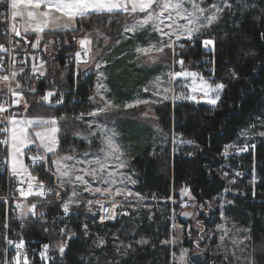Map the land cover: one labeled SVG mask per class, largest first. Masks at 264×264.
Wrapping results in <instances>:
<instances>
[{
	"label": "trees",
	"instance_id": "trees-1",
	"mask_svg": "<svg viewBox=\"0 0 264 264\" xmlns=\"http://www.w3.org/2000/svg\"><path fill=\"white\" fill-rule=\"evenodd\" d=\"M246 3L247 8L232 10L233 14L227 20V27L209 32L218 40L226 39L227 43L218 44L215 53L206 55L202 50L200 52L199 46L190 51V57L197 69L201 68L204 77L213 78L212 84H226L218 105L209 108L204 105L177 103L173 106L163 104L156 109L155 119L158 127L167 135L176 137L181 144L171 150L168 141L162 149L157 148L153 153L144 150L132 160V167L139 180L135 191L145 199L139 205L136 204L134 210L125 209L124 212L129 215L123 216L115 224L101 223L96 217L86 218L84 224L88 225V235H83L80 231L82 222L77 219L66 226H53L54 230L50 233L52 226L50 223H42L40 214L44 212L50 221L54 216L57 218L59 204L55 195L45 202L37 203V216L24 220H18L16 215L12 216L7 229L3 227L6 217L0 204V264H4V260L9 257L4 249L5 235L12 240L17 238L24 241L21 254L27 255L29 264H107L109 261H119L120 264H170L171 251L167 243L163 242L170 238L169 218L176 209V204H171L169 200L178 199L179 192L185 189L188 190V195L190 193L193 202L200 207L205 205V210L217 199H221L225 190L229 189V196L224 199L233 203L224 211L223 219L237 229L250 228L251 232L245 235H250L251 239L245 240L239 249L223 248L219 244V238L206 242L205 237H198L197 228L200 227H197L196 223L178 219L183 226V248L196 253L201 247L197 245L206 243L207 251L212 254L209 256L210 264H247L245 257L251 256L253 252L256 264H264V143L262 137L254 135L264 131V126L257 120L258 116L264 117V22L258 19L264 17V0H247ZM94 18L97 16L86 20L92 25ZM233 21L235 27L232 26ZM82 27L79 23V30L66 33L70 46L72 42L69 38L76 34L75 32H80ZM225 33L228 34L227 37ZM44 36L58 40L61 33H47L43 34ZM58 48L54 45L56 59L46 65L43 80L52 77L62 90L68 91L65 96L66 106L58 108L53 99H49L47 103L42 99V94L25 95L21 107L25 108L26 101L27 117H58L63 109L68 107V103L72 102L74 107H77L78 101H85L89 96L92 85L88 84V79L79 76V82L76 81L74 88L72 70L61 59L65 52L74 51V46ZM206 58H209L210 62H207ZM65 66L71 70L67 83L62 82L60 72ZM230 69L239 72L238 80L232 78ZM32 82L31 76L30 86H33ZM35 87L39 90L44 88L40 84ZM253 124L256 127L247 135H242ZM81 127L82 125L74 120L57 123L59 131L56 154L64 155L70 152L77 143L73 137L76 133L74 131L80 130ZM188 140L194 143L181 142ZM245 144H255L256 148L250 149L248 153L235 155L238 148ZM233 145L236 146L235 149L231 147ZM226 148L231 150L230 155L225 156ZM225 172L227 177L223 175ZM237 172L241 175L236 176ZM38 176L43 179L42 175ZM44 177L48 179V176ZM253 179L255 184L252 187ZM233 180L235 183H231ZM239 191L245 193L244 197H240ZM214 212L216 215V211ZM210 225L211 223H208L206 227ZM62 227L69 233H76L68 242L63 256L58 248L54 247L65 239L59 231ZM114 236H119L124 245L133 243L136 251L129 252L127 256L117 253L115 245L119 241L114 243ZM98 237H104L106 241L102 248L94 244ZM142 237L149 243L136 245L134 241ZM44 244L50 245L46 261H42L40 256ZM225 252L229 255V261L223 258ZM233 252L239 260L231 257ZM199 259L201 261V258ZM199 259H196V264H200Z\"/></svg>",
	"mask_w": 264,
	"mask_h": 264
},
{
	"label": "snow or ice",
	"instance_id": "snow-or-ice-1",
	"mask_svg": "<svg viewBox=\"0 0 264 264\" xmlns=\"http://www.w3.org/2000/svg\"><path fill=\"white\" fill-rule=\"evenodd\" d=\"M10 3L11 9V19L16 20L17 17H24L26 15L27 22L26 27L24 28L25 35L22 37L27 41L28 33H37L35 37V43L32 44V47H39L41 39L43 38L40 34L45 33L46 30L56 31L61 28L77 31L76 25L80 23L83 25L84 19H91L93 16L102 17L116 14H127L129 16H133L135 18V22L131 25H125L124 32H131L135 34L137 31L141 29H150L151 32L158 34V39L156 43H152L149 41L146 47L137 46L135 48V52L138 54L137 58L140 56L146 57L145 62L156 63L159 59L158 54H162L165 52V49H170L172 53V58L174 63L181 65L180 71H172L167 74V81H163L161 77L157 76L153 82H150L149 86H145L143 88L144 92L151 91L153 96H161L163 99H174V100H194L197 103L200 101L197 100L194 95H185L184 93L176 94L174 88L171 86L173 81L177 78H197L199 74L197 72H191L183 68L185 63L184 59L179 58L176 59L180 54L176 52L177 43L181 40L185 42H196L199 41L202 47L210 52L215 53L218 44L227 43L226 39L218 40L215 36L209 35L210 31H217L221 27H227V20L232 16V9L234 7L231 0H213L211 3H207L205 5V0H0V5H5L6 7ZM248 5L242 4L241 7H247ZM255 7L254 5H252ZM264 22V17H258ZM5 20H7V16H5ZM61 21H64L61 23ZM183 21V23H181ZM233 27H235V21H233ZM11 32L15 34V36H21V32L19 29L13 25L11 27ZM227 33H225V37H227ZM174 37V39H173ZM207 37V38H205ZM167 38V41H165ZM11 43V40L8 41ZM90 41L87 39H82L80 41L81 46H85L89 44ZM119 43V41H117ZM179 47L181 50L185 48L184 43H180ZM8 49L5 48L3 43H0V52H7ZM153 53L157 55H153ZM77 59L80 57V53H76ZM15 62V61H13ZM0 67H2V59H0ZM97 68L100 67V64L96 65ZM35 70V66H34ZM262 70H264V65H262ZM230 75L233 79H239L240 74L235 69H230ZM43 73H41L42 75ZM17 73L12 71L10 75L0 76V81H9V79H15ZM100 76H103V73H100ZM200 91H203L205 95H208L209 92H214L215 96L212 99L207 100V103L212 106H217L218 102L221 101V93L227 87L224 83H215V85H211L208 81L204 80L203 77H200ZM167 83L168 87L161 88V85ZM251 83V81H249ZM16 88H20L21 85L17 82ZM101 89L104 93L110 91V89L100 81V78H97V88L95 96H99L100 100L104 102L103 107H98L95 111H91L88 113H80L79 116L75 117L76 120H83L85 115L90 117H97L100 114L109 113L112 108L118 107L117 105L112 104L111 100H109L105 95L102 94ZM13 97H18V99H14L12 101L13 105H19L21 100H23V94L15 89L10 88ZM31 91H35V89H31ZM197 91L195 85L192 87V92ZM169 94H172L171 96ZM54 95L53 92L46 93L42 99L48 100L49 97ZM94 97H90V99H95ZM62 102V101H58ZM157 101L150 100H142L137 99L135 104H127L125 107H134L137 105H149L152 103H156ZM8 107H11L9 105ZM25 108H27V102L25 101ZM8 111V108L0 103V114ZM147 116L148 113H145ZM61 119H64L61 117ZM257 120L260 122L261 126H264V117H257ZM0 123H5L4 121H0ZM20 123L23 125L19 130H17V124ZM34 124L38 125H51L50 131L41 132L36 131L34 136L36 139L40 141L37 145V148L43 149V154H37L31 156L33 165L39 164L43 167L46 163H48V153H55L58 146V140L55 137V133L59 131L55 125L57 124V120L55 118L44 119H29L26 121H18L16 119L15 114H11L6 118V126L0 128V132L8 133L6 138L0 139V145H4L7 150V156L0 160V163L4 164L6 167L10 166L11 175L13 177L21 178L19 179V184L23 185L27 182V189L24 187H18L16 190L19 192L21 197H28L32 195H37L40 197H47L49 194L55 195L57 197L61 196V192L54 190L52 188H46L42 181H39L34 185L33 181H37V177L32 175L29 171V166L24 163L21 159L25 155L24 149L28 148L29 144H35L36 141L33 139H29L28 129L31 128ZM10 126V127H9ZM89 129H92L93 125L91 122H88ZM256 125L253 124L246 129L242 135H247L248 132L255 128ZM99 131L102 134L104 148L101 149L103 153L102 156H96L94 159H77L75 156L65 155L58 160L51 161V163L55 164L57 180H58V188H65L66 186H71L72 192L71 196H69L66 200L61 203L62 211L64 216H68L70 214V209L73 205L79 206L80 201L74 199L78 197L80 193L76 190L77 185L82 187V190L85 192H89L91 195H104L110 196L113 198L116 196H123L125 198V202L128 203L129 207H133L132 203L127 200L128 197H133L136 200V203L139 205L141 201L145 199V197L141 196L138 192H133L126 187H115L113 185L128 184L134 185L136 181L132 179L130 175H127L123 172H119V169L130 168V161L125 158L126 153L122 145L118 143L116 140L117 133L112 129H105L104 125L99 126ZM159 131V129H158ZM110 133V134H109ZM77 136H83L82 133H75ZM89 135H96L95 131H90ZM254 135H258L260 137H264V131H259L254 133ZM182 143L186 142L189 144L194 143V141H181ZM235 148L236 146H231ZM255 144H245L243 147H239L238 151L247 152L249 149L255 150ZM89 154L87 152L83 153V156L87 157ZM225 155H228V149H225ZM75 161L76 164H85L88 167L85 168H76L75 164L69 166L64 164L61 167V161ZM116 161V169L117 170H109V162ZM122 177L117 180V176ZM225 177H227V173H223ZM241 173L237 172L236 176H240ZM85 177H90L92 182L99 181L101 184L109 185V187H92V183ZM255 181L253 180V183ZM231 183H235V181H231ZM226 189L225 191H228ZM186 193L187 189L184 190ZM190 195V193H189ZM255 195V192H253ZM0 200H4L7 202L5 198H0ZM87 205L97 204L100 209L106 214L100 217V222L103 223L106 219L111 220L115 219L118 215H129L128 212L119 213L116 211L118 207H122L123 205L119 202H112L111 207H104V202L97 200H87ZM228 204L233 203L232 201H227ZM205 205H201L203 208ZM223 207V204L220 205ZM17 207L20 208L21 205L17 204ZM36 204H31L27 211L22 212V216H27L28 213H31L33 216L36 215ZM91 211V207L88 208ZM184 215H192L191 213H183ZM41 216L43 213L40 214ZM223 217V213L221 214ZM151 218V217H149ZM199 223V222H198ZM4 228L8 227L7 223H4ZM175 228V225H173ZM83 235H88V225H83ZM61 234L65 236V239L62 242H58L54 247L58 248L61 256L64 255L66 248L68 247V242L76 236L75 232L69 233L66 228L59 229ZM237 231H243L244 233H250V228L238 229ZM228 235V230L221 235L220 239L223 242L225 237ZM7 241L8 245H13L17 250L16 256L12 260H4V264H21V252L20 249L24 247V241L20 240L19 242H15L5 235L3 237ZM250 235H245L244 240L236 241L233 240L232 244L239 248L240 244H243L245 240H250ZM119 241L118 244L115 245V251L120 253L122 256L129 255V252H135L136 249L133 247V243H129L127 245L123 244V241H120L119 236H114V243ZM136 245H147L149 241L145 238H141L139 240L134 241ZM163 243H175V240L172 241H164ZM97 247L102 248L106 245V241L104 237H98L97 240L94 241ZM199 246V245H197ZM50 245L44 244L43 251L40 253L41 258L47 259V253ZM243 251V249L241 250ZM187 252H183L179 257L181 264H185V256ZM173 255H175L173 253ZM232 258L239 260L240 258L236 256L235 252L232 254ZM224 260L229 261V255L227 252L224 254ZM247 260V264H256L255 252L251 256L245 257ZM23 264H29L27 255L22 256ZM107 264H120L119 261H109Z\"/></svg>",
	"mask_w": 264,
	"mask_h": 264
},
{
	"label": "rangeland",
	"instance_id": "rangeland-1",
	"mask_svg": "<svg viewBox=\"0 0 264 264\" xmlns=\"http://www.w3.org/2000/svg\"><path fill=\"white\" fill-rule=\"evenodd\" d=\"M211 2H213V0H205L204 6H207V3H211ZM231 2L234 5L232 9L233 11H238L241 8H247V7H241L242 4L248 5V3H246L247 0H231ZM26 22H27L26 15L24 17H17L16 20H13L14 25L17 24L19 25V27L22 24H26ZM63 22L64 21H61V23ZM134 22H135V18L133 16H129L123 13H121V15L118 17L112 15L111 17L102 16V17H97L96 19L94 18L92 25H90V23H88L87 20L84 19L83 27L80 28V32L79 31L75 32L76 33L74 34L75 36L69 38L75 40L76 43H80L82 39H87L90 41L89 44L85 45L86 50L90 56V63L87 65V67L80 66L76 68L77 72H74L73 69L71 70H72V74L77 77L76 81L78 80L79 76H82L88 79V84L92 85V89L89 91L90 92L89 96L85 99V101H78L77 107H74L75 104L71 105L68 103V107L63 109V112L60 116L51 117V118H55L57 120V123L58 122L65 123L74 120L82 125L80 130H75L74 132L82 133L83 136H77L75 135V133L73 134V137L77 143L74 144L70 152L64 155H58L56 154V152L48 153L47 154L48 163H46L43 167H41L39 164L33 165L30 157L37 154H43V149L37 148V145L40 143V141L35 138L34 133L36 131H41V132L50 131V128L52 126L34 124L31 128L28 129L29 139L35 140L36 143L29 144L28 148L24 149L25 155L21 157V159L24 161L26 165L29 166V171L32 173V175L37 177V181H33L34 188L39 181H42L46 186V188H52L54 190L61 192L60 197L55 196L58 198L56 199V201H58L59 204V215L57 216V218L54 216V219L48 222L52 226V229L49 230L50 233H52L54 230L53 226H56V228L58 225L66 226L67 224H70L74 219H77L78 222H82V224H80V231L83 233L84 232L83 225L85 223L86 218L96 217L99 219V216L100 214H103V211L95 203L90 206L87 205L86 203L87 200L99 199L104 202V207L111 205L109 201L119 202L120 204L123 205L122 207H118L116 209V211L119 213H123L125 209L134 210L137 204L136 200L133 197L127 198L128 201L133 203V207H129L128 203L125 202V198L123 196H116L113 200V198L110 196H104L100 194L91 195L89 192L83 191L80 185H77L76 190L80 193V195L78 197H75L74 199L79 200L80 204L79 206L73 205L70 209V214L68 216H64L61 203L64 200H66L69 196H71L72 189L71 186H66L63 189L57 187L58 185V180H57L58 174L56 173L57 166L51 163V161L58 160L59 158L65 155L75 156L77 159H89V160L94 159L98 155L102 156L103 153L101 152V149L104 148V143H103L102 134L99 131V126L104 125L106 130L112 129L116 131L117 133L116 140L120 145L123 146L126 153L125 158L130 161V168L119 169L118 171L130 175L132 179L136 181L134 185L125 182V184L117 183L112 187L113 188L126 187L131 191L136 192L135 189L138 187L139 180L137 173L132 167L131 164L132 160L144 150H148L150 153H153L157 148L162 149L164 146H166L168 141L171 150H175V148L177 146H180L181 144L176 137H174L173 135H167L158 127L155 119L156 109L163 104H169L170 106H173L177 103H191L194 105H204L209 108L215 107L207 103V100L214 98L215 93L209 92L208 95H205L203 91L199 90L201 84L200 77L177 78L175 81H173L171 85L174 88L176 94L183 93L184 88L187 87L188 93L185 95L196 96L197 100L200 101L199 103H197L194 100H185V99L174 100L169 98L165 100L161 96H153L151 91L149 92L143 91V88L145 86H149L150 82H153L157 76L161 77L163 81H167L168 79L167 74L172 71H180V69H178V66L181 65L174 63L170 49H165L164 53L158 54L159 59L156 63H152L150 61L146 63L145 62L146 57L144 56H140L138 59L137 58L138 54L135 52V48L137 46L146 47L150 40L152 43H156L158 39V34L151 32L150 29H141L137 31L135 34L131 32L125 33L124 32L125 25H131ZM181 23H183V21H181ZM78 24L79 23H77L76 27H78ZM46 31L48 32L49 30ZM49 32H52L54 34L62 32L60 40L63 41V47H65L69 44L66 33L73 31L61 28L59 30L49 31ZM44 39L45 42L42 45H40L38 49L43 53H45V55H47L48 57L52 56L53 51H55L56 53V50L54 49L55 39L49 36H44L41 40ZM117 41H119V43H117ZM165 41L168 42L167 38H165ZM181 41L185 43V49H183L182 52H178L176 50V52L180 54L179 56L176 57V59H179L182 56V58L185 61L183 65L184 69L191 72H201V68L197 69V65L190 57L191 56L190 51L199 46L200 52L202 50V53H204L205 55L210 54L211 52L205 50L199 41L196 42H185L184 40ZM153 55H157V54L153 53ZM97 64H100L99 68L96 67ZM70 68H67V66H65L64 69H60V72L63 77L62 78L63 83H67L68 80L70 79L69 77V75L71 74ZM100 73H103V76H100ZM98 77L100 78V81L110 89V91L107 93H104L103 90L101 89L102 94L105 95L109 100H111L112 104L117 105L118 107L112 108V110L109 113H107V115L103 113L97 117H90L85 115L83 120H76L75 117L79 116L80 113H88L91 111H95L98 107L104 106V102L100 100V97L95 96ZM71 78L74 80L73 76ZM203 79L208 81L209 84L213 86L215 85L211 83L213 78L204 77ZM77 82H79V80ZM194 85L197 88V91L192 92V87ZM163 87H168L167 83L162 84L161 88ZM169 95L171 96L172 94ZM94 96H95L94 100L90 99V97H94ZM137 99L157 101V102L149 105L141 104L134 107H125V105L127 104H135V101ZM44 101L47 102L46 100ZM145 113H148V115L146 116ZM1 116L2 114H0V121H2ZM61 117H63L64 119H61ZM51 118H45V119H51ZM16 119L18 121H26L29 119H37V118L27 117L26 109L22 107L20 109V115L17 116ZM88 122L92 123L93 125L92 129H89ZM1 124L3 123H0V125ZM55 126L57 127V124ZM65 126L67 127L69 125H65ZM21 127H23V125L18 123L17 130H19ZM90 131H95L96 135H89ZM54 135L57 139V133H55ZM262 140L264 143V137H262ZM85 152L89 154L87 157L83 156V153ZM236 152H237L236 155H238L241 153H248L249 151L240 152L237 150ZM230 153L231 150L228 151V155H230ZM5 156H7V150ZM64 164H67L69 166L75 164L76 168L88 167L85 164H76L74 160L61 161V167H63ZM116 164H117L116 161H110L109 170H117ZM8 167H9V174L15 180L17 188L22 186L25 189H27V182H25L23 185H20L19 179L21 178L13 177L11 175L10 166ZM38 174L42 175L43 179L40 178ZM43 174L45 176H48V179H46ZM121 178L122 177H120L119 175L116 177L117 180ZM85 179H88L90 183H92L93 188L109 187V185L101 184L99 181L92 182L90 177H85ZM254 184L255 182L253 183L252 181V187L254 186ZM231 195L235 196L236 194L231 193ZM226 196H229V192L227 191L222 195L221 199H217L212 205H209L208 210H205L200 206H198L195 203V201L193 202V200H191L192 198L188 195V192L186 193L184 190H181V192H179L178 199L175 200L171 198L169 200L170 203L173 205L174 204L177 205V203H180L184 200L192 201L194 203L192 207L184 211H178L177 209H175L174 211H172V214L169 218L170 238L168 239V241L175 240V243H167V246L171 251L170 264H181L179 257L183 252H185V250L187 252L185 256V264H196L197 263L196 259L198 260L199 258H201V261L199 259L200 264H210L209 256H212L211 252L207 251V247H206L207 245L205 246L206 243L204 242L202 245L199 244V246L201 247L200 249H197L196 253H194V251H190L189 249L183 248L182 234H181V231L183 230V226L180 224L178 219H187L190 220L191 222L196 223L197 227H200L197 228L199 230V233L197 234L198 237H205V239L207 240L206 242H209L211 239L219 238V244L223 248L226 247L237 248L232 244V241L244 240V236L246 233H244L243 231H237L238 230L237 228H235L233 225L229 224L227 221L223 219L224 211L231 205L228 204L227 200L224 199ZM32 199H33V195L28 196L26 198L21 197L20 194L18 195V201H16V204L14 205L18 220H22V219L24 220L25 218L33 217L31 213H28L27 216H22V212L27 211V208L31 204L37 205L38 202H35ZM17 204H20L21 207L18 208ZM221 204H223V207L220 206ZM89 207H91V211L88 210ZM214 211H216V215ZM185 212L191 213L192 215L186 216L183 214ZM222 213H223V217L221 215ZM119 217L122 218L123 215H119ZM208 223L209 224L211 223V225L210 227L207 228L206 225H208ZM173 225H175V228L173 227ZM225 230H228V235L225 237V240L222 242L220 237L225 232ZM15 240L16 242H19V239L17 240L16 238ZM4 244H5L4 246L5 254L9 256L7 254L9 252H6V247L7 246L11 247L13 245H8L6 240H4ZM243 244H240L239 248ZM173 253L175 255H173ZM10 258H14V257H10ZM41 260L46 261L47 259L41 258ZM21 264H23V261L21 262Z\"/></svg>",
	"mask_w": 264,
	"mask_h": 264
},
{
	"label": "built area",
	"instance_id": "built-area-1",
	"mask_svg": "<svg viewBox=\"0 0 264 264\" xmlns=\"http://www.w3.org/2000/svg\"><path fill=\"white\" fill-rule=\"evenodd\" d=\"M5 16H7V20H5ZM14 25L13 20L11 19V11H10V4L6 7L5 5H0V43H3L5 45V48L8 49L7 52H0V59H2V67H0V76L4 75H10L12 71H15L17 73V76L15 79H9V81H0V103L4 104L8 111L5 113H2L1 120L5 123L0 125V128H3L6 126V118L11 115L15 114V116L20 115V109H21V102L19 105H13L12 101L14 99H18V97H13L11 91H9L10 88L15 89L16 91H19L23 94V97L25 95L30 94H42L44 96L48 92H53L54 95L51 96L53 99L55 105L58 108L65 107V96L68 95V93L64 90H62L57 83L55 82L54 78L50 77L47 80H43V76H39L38 72L40 70L45 69L46 64L48 63V60H46L42 54H37L35 56V70L34 66H31L29 64V58L27 54V49L31 47L32 43L30 38L27 36V41L24 40L22 37L25 35L21 32V36H15L14 33L11 32V27ZM15 27L18 29L17 24H15ZM11 40V43L8 41ZM183 43L182 41H179L176 46V50L178 52H182L181 48L179 47V44ZM185 44V43H184ZM185 49V48H184ZM76 53H80L79 59L76 57ZM212 53V52H211ZM88 54L86 51L83 50H76L75 52H65V54L62 55L61 59L62 62L71 67V69L75 70V68L87 61ZM56 56L51 57V61L55 60ZM15 61V62H13ZM207 62H210L209 58H206ZM178 69L181 70V66H178ZM34 72V74H32ZM199 74L198 77H203V74L201 72H197ZM210 74V72H208ZM31 76L33 80V86H30ZM197 77V78H198ZM74 78V88L76 87V78ZM204 78V77H203ZM17 82L20 83L21 87L16 88ZM44 86L43 89L39 90L35 87V85ZM31 89H35V91H31ZM184 94L188 93V88H184ZM22 101V100H21ZM58 101H62L59 102ZM69 104H74L70 102ZM11 105V107H8ZM7 133L0 132V139L6 138ZM1 152H0V160H2L6 154V149L4 145H0ZM235 149V148H234ZM237 152H235V155ZM46 187V186H45ZM17 185L15 180L10 176L9 174V167L5 166L4 164L0 163V198H5L7 202H4V200H0V204L3 206L5 211V217L6 221L5 223L10 222V218L14 215H16V210L14 205L16 204V201H18V191ZM36 189L34 188V191ZM238 194L240 197H244L245 193L243 191H239ZM51 194H49L47 197H40L37 195H34L36 197V201H43L50 197ZM193 206L192 201L184 200L180 203H177L176 209L178 211H184L190 207ZM111 207V205L106 206ZM102 215H106L104 212L103 214H100V217ZM126 216V215H123ZM43 223H48L50 220L48 219L47 215L43 213L42 216H40ZM121 217L116 216L115 219L108 220L106 219L103 223L104 224H115L120 220ZM16 242V240H13ZM7 246L6 252L10 257H15L17 254V250L14 246ZM21 252V249H20Z\"/></svg>",
	"mask_w": 264,
	"mask_h": 264
},
{
	"label": "crops",
	"instance_id": "crops-1",
	"mask_svg": "<svg viewBox=\"0 0 264 264\" xmlns=\"http://www.w3.org/2000/svg\"><path fill=\"white\" fill-rule=\"evenodd\" d=\"M26 27V24H22L21 25V31L25 34V32H24V28ZM47 33H50L49 31L47 32V31H45V33H42V34H40V35H43V34H47ZM27 35H32V36H36L37 35V33H28ZM34 43H35V39H34V41H33ZM73 42L76 44V42H75V40H73ZM44 42H40V45H42ZM39 45V46H40ZM36 48H38V47H36ZM51 48V47H50ZM37 50V49H36ZM57 53H55V51H53V55H56ZM33 55L34 54H31L30 55V64H32V61L33 60H31V58L33 57ZM52 55V56H53ZM49 57H51V56H49ZM90 63V56H89V60L87 61V64H86V67H87V65ZM41 73H42V71H41Z\"/></svg>",
	"mask_w": 264,
	"mask_h": 264
},
{
	"label": "water",
	"instance_id": "water-1",
	"mask_svg": "<svg viewBox=\"0 0 264 264\" xmlns=\"http://www.w3.org/2000/svg\"><path fill=\"white\" fill-rule=\"evenodd\" d=\"M81 49L84 50L85 49V46H81Z\"/></svg>",
	"mask_w": 264,
	"mask_h": 264
},
{
	"label": "bare ground",
	"instance_id": "bare-ground-1",
	"mask_svg": "<svg viewBox=\"0 0 264 264\" xmlns=\"http://www.w3.org/2000/svg\"><path fill=\"white\" fill-rule=\"evenodd\" d=\"M67 93H68V91H66ZM73 93H74V91H73ZM45 214V213H44Z\"/></svg>",
	"mask_w": 264,
	"mask_h": 264
}]
</instances>
